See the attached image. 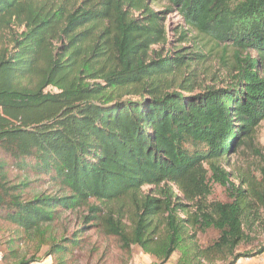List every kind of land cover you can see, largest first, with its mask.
I'll return each instance as SVG.
<instances>
[{
  "label": "trees",
  "instance_id": "1",
  "mask_svg": "<svg viewBox=\"0 0 264 264\" xmlns=\"http://www.w3.org/2000/svg\"><path fill=\"white\" fill-rule=\"evenodd\" d=\"M165 1L186 26L233 48L236 73L226 87L195 92L187 78L173 83L199 54L152 48L167 35L148 0H0L6 263L55 256L65 264L79 234L95 226L118 239L126 264L133 247L155 264L177 250L176 264L264 254V240L238 249L264 225V165L262 184L230 185L231 201L207 199L211 181L229 182L221 163L251 148L264 119V0ZM81 208L83 225L56 236L54 223ZM209 228L218 236L198 247L197 233ZM26 240L40 257L19 255Z\"/></svg>",
  "mask_w": 264,
  "mask_h": 264
},
{
  "label": "rangeland",
  "instance_id": "2",
  "mask_svg": "<svg viewBox=\"0 0 264 264\" xmlns=\"http://www.w3.org/2000/svg\"><path fill=\"white\" fill-rule=\"evenodd\" d=\"M149 6L153 11H158L161 18L160 22L165 27L167 42L152 46L162 56L176 49H183L181 53L197 52L198 57L193 58L188 65L181 68L174 76H170L173 83L187 78L193 82L194 91H202L206 87L224 88L231 81L236 71L233 68V48L225 46L223 43H216L203 34L186 26L181 16L175 9H168L169 4L165 0H148ZM254 54V51H249ZM245 53H241V56ZM254 56V55H253ZM253 149L259 151L260 155L253 152ZM239 151V152H238ZM264 119L260 122L256 134L253 137L251 148L237 149L232 152L227 160L221 164L225 170L229 172V182L222 186L213 181L210 182L211 194L208 196L209 201H231L232 189L229 186L240 187L246 189L248 183L256 181L262 184L263 178L261 168L264 165ZM153 187L146 186L142 190L144 192ZM253 208H259L258 201L253 202ZM260 212H263L261 208ZM87 213L86 208L77 209L73 212L63 214L55 223L53 231L56 236L66 235L72 236V232L78 229L82 222V216ZM264 213V212H263ZM85 225H90L86 223ZM253 239L251 243H244L239 246V252L254 251L258 244L264 240V225L257 224L253 227ZM79 248L64 257L65 264H126L128 263L129 254L123 251L118 239L114 236L106 235L100 227H91L87 231L79 234ZM218 236V231L212 228L203 232H198L196 243L198 247L203 248L210 244ZM3 235L0 233V264H12L14 259L6 263L3 260L5 255V247L2 244ZM20 256L29 257L34 254L37 257L43 253V250L35 251L36 245L27 242L17 247ZM179 250L175 251L167 261V264H176L180 256ZM129 255V256H128ZM133 264H141L143 261L142 253L138 247L132 248ZM152 258V257H151ZM59 258L50 256L42 260L38 264H57ZM222 260L221 257L212 262L203 259L202 264H227L228 260ZM35 264V263H34ZM155 264V261H151ZM235 264H264V254L241 257Z\"/></svg>",
  "mask_w": 264,
  "mask_h": 264
},
{
  "label": "crops",
  "instance_id": "3",
  "mask_svg": "<svg viewBox=\"0 0 264 264\" xmlns=\"http://www.w3.org/2000/svg\"><path fill=\"white\" fill-rule=\"evenodd\" d=\"M142 256H143V261H144V262H142L141 264H151L152 259L150 258L149 255H147V254H142ZM166 264H167V263H166Z\"/></svg>",
  "mask_w": 264,
  "mask_h": 264
},
{
  "label": "water",
  "instance_id": "4",
  "mask_svg": "<svg viewBox=\"0 0 264 264\" xmlns=\"http://www.w3.org/2000/svg\"><path fill=\"white\" fill-rule=\"evenodd\" d=\"M245 133V132H244ZM243 133V134H244ZM242 134V135H243ZM239 140H240V138H238L233 144H232V146H231V150H234L235 148H236V146L238 145V143H239Z\"/></svg>",
  "mask_w": 264,
  "mask_h": 264
}]
</instances>
